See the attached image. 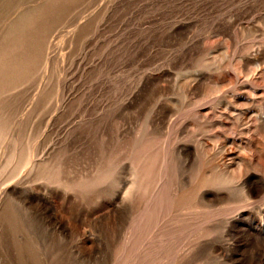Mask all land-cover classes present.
<instances>
[{
  "label": "rangeland",
  "instance_id": "rangeland-1",
  "mask_svg": "<svg viewBox=\"0 0 264 264\" xmlns=\"http://www.w3.org/2000/svg\"><path fill=\"white\" fill-rule=\"evenodd\" d=\"M262 45L264 0H0V264H264L260 189L149 198L179 191L166 169L188 131L216 155L241 142L198 117L215 101L264 140V100L235 106L229 72L203 77L208 54Z\"/></svg>",
  "mask_w": 264,
  "mask_h": 264
},
{
  "label": "bare ground",
  "instance_id": "bare-ground-1",
  "mask_svg": "<svg viewBox=\"0 0 264 264\" xmlns=\"http://www.w3.org/2000/svg\"><path fill=\"white\" fill-rule=\"evenodd\" d=\"M236 59H238L239 61L238 65H234L233 64L234 58L229 59L226 54H218L212 58L208 54L205 57V61L203 64V70H205L203 77L204 79H206V76L209 75L208 72L211 71L217 73L229 72L232 75V77L228 81L234 87L233 100L231 99V101H234L235 106H237L236 104H238L239 105L238 107L243 105V108H245L244 106L247 105L246 102L247 99H244L242 97L244 94L247 95L250 99L252 98L256 99L260 96L262 100H264V84H263L264 82L262 83V75L264 74V45H262L257 49L254 48L249 52L247 51L242 54L240 53V55H238ZM197 80L199 81V79ZM216 84H219L218 81H216ZM186 86L188 85L186 84ZM219 88L220 86L218 87L217 91L215 90L218 93V95L222 94L220 93L221 90ZM213 92L211 93L213 94ZM211 93L206 92V97L212 98ZM242 101H245L246 103ZM261 107H262V113L264 114L263 101ZM211 108L212 109H206L201 113H198V117L200 119H203V121H208L211 119L210 110H214L217 113V117L220 122L219 124L222 130L230 132L231 134H233V136H239L241 142L237 143L235 140L229 138L228 137L229 133L227 134L228 136L226 135L227 137H225L224 139L220 137L221 140H218V142L221 145V150L219 152L220 154L216 155L214 154L215 149H213L206 142L198 141L196 142L197 143L196 147L194 149H191L187 145L186 141L187 140L192 141L196 137H195V131L193 130L188 131L190 133L189 136L186 137L187 140H185L184 138L185 142H178L173 147V154L174 156H177V158L176 157L175 158L176 160L178 159V161L175 162V164H173L175 158L174 157L170 158L169 163L167 162L168 168L166 169V175L167 177L168 176L171 177L170 180L171 182L176 176L177 179L175 180L178 181L177 183L180 189H178L179 191H177V194L175 196H172L169 193L166 194V197L161 189H157L155 192H153L154 193L153 196L149 195L150 196L149 198L152 197L151 200L153 202L154 201L155 203L159 202L161 203L160 205H162L163 203L165 204L168 203L172 207L171 209H173L174 211L184 208L186 206H196V208L198 207L201 209H206V208H211L216 204L223 202L225 199L223 196H221V194L224 192H231L233 190L237 191L238 189L242 191V193L246 197V201L250 199L251 196L250 193L252 188L260 189L261 192L262 191L264 192V140H260L257 138L258 132L263 127L262 124L260 123L258 118L251 116L249 112L237 113V109H238L237 107H235L237 108L235 110H228V109L224 110L223 108L224 111L223 110L218 111L219 107L215 101V104H213ZM172 134H174V132ZM259 136L260 134L258 135V137ZM219 144H217V146ZM176 163L178 164L176 165ZM155 173L157 174V172ZM151 174H153V172H151ZM161 176H165L164 171L162 172V175L160 174V177ZM166 181L168 182V179ZM171 186L172 187L170 188H173V185ZM142 216L144 215L142 214ZM142 221L143 220H141V223Z\"/></svg>",
  "mask_w": 264,
  "mask_h": 264
}]
</instances>
